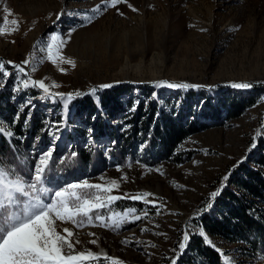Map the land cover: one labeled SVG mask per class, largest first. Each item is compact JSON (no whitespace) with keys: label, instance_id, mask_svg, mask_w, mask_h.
Segmentation results:
<instances>
[{"label":"rangeland","instance_id":"1","mask_svg":"<svg viewBox=\"0 0 264 264\" xmlns=\"http://www.w3.org/2000/svg\"><path fill=\"white\" fill-rule=\"evenodd\" d=\"M128 3L132 7L128 4L118 6L119 12L124 15L109 8L91 25L78 27L72 33L70 41L62 49L65 58L75 60L76 67L72 68L67 64H52L46 59L47 53L43 46L34 48V45L37 41H47L50 33L67 34L77 24L75 19L67 15H61L60 20H56L57 14L63 9L82 14L102 4V0H0V27H12L2 22V17L8 14L5 8L11 12L9 21L17 19L20 23L19 31L0 35V59L22 63L26 58L35 57L38 68L32 73L33 78H46L48 84L53 81L59 84L60 87L51 89L53 92L86 91L93 86L113 83L114 87L100 93L103 95L123 84L133 85L131 93L121 97L124 102H131L127 110L107 117L105 121L112 123V129L124 135L131 127L122 130L123 124H133L128 109L137 99L143 102V107L145 104L148 107L156 103L157 107L163 106L169 112L182 108L181 101L185 99L193 105V116L199 119L201 110L204 109L208 115V103L216 104L221 97L232 94L254 97L252 105L235 118H225L224 111L216 120L208 119L209 115L205 116V122L212 124L181 141L176 149L179 156L175 161L159 160L154 163H150V158L155 156L154 152L148 151L145 145L149 134L143 136L141 131L137 132L133 160L130 158L124 164L118 163L109 152L114 141L112 136L99 133L102 123H96L90 118L84 109L79 108L80 105L77 106V101L71 108L67 130L60 133L54 155L59 158L71 150L91 149L86 146V130L93 128L92 146L102 153L105 163L96 170L87 167L79 176L58 174L54 180L62 183L88 179L90 183L108 184L115 179L120 187L113 190V195H135L147 191L153 193L163 207L161 214L157 215L151 210V204L121 199L109 209L101 210V214L118 212L123 215L134 208V215H142L148 210V217L125 224L116 232L91 224L77 228L71 222L57 221L58 231L62 232L65 227L72 229L74 239L80 240L76 251H91L101 257L99 261H91L90 264H112L104 259L105 256L116 258L118 264H170L169 258H174L172 249L178 250L182 230L192 223L195 211L205 204L209 193L219 186L220 179L233 165L243 160L232 171L224 189L240 191L233 185V180L243 167L264 172V166L257 162L261 154H264V138H260L264 137V101L258 103L264 97V0H128ZM31 67L30 63L26 70L30 71ZM59 67L65 68L66 72L61 73ZM6 69L13 71L11 65H6ZM14 78L12 76L7 79L5 88L0 90V99L6 95L16 111L17 105L26 96L33 99L32 117L36 113L42 115V125L36 128L37 133L32 136L29 152L38 154L49 146L51 139L44 133L42 138L46 142L37 141L33 150L34 138L45 127L43 121H57L61 118V108L59 104L39 99L40 93L37 90H30L13 101L10 97L13 95ZM160 80L187 82L203 87L188 90L154 87L153 82ZM232 82L255 84L250 89L238 90L230 86ZM153 92L158 94L155 100L151 97ZM28 110L25 109V114ZM3 113L9 115L10 111L5 110ZM3 118L7 121L6 117ZM253 143L256 144L254 149ZM137 160L153 169L160 167L163 175L147 171L136 163ZM116 165H123L122 170L117 171ZM124 174L128 176L127 182L121 180ZM102 176L104 179H101ZM256 206L264 211L261 202L256 201ZM215 207L216 200L214 207L205 213L212 212ZM128 219L131 220V215ZM142 228H148L149 231L141 232ZM196 230L194 227L193 231ZM90 233H95V236ZM206 233L221 250L234 255L238 264H264L258 254L252 256L248 250L244 251L241 243ZM125 238L150 241L156 247L148 244L126 245L121 243ZM93 239L97 240V244L90 243ZM196 240L202 242L198 235H193L178 264L189 257H192L189 258L192 260L189 264H202L189 251L192 242Z\"/></svg>","mask_w":264,"mask_h":264},{"label":"snow or ice","instance_id":"2","mask_svg":"<svg viewBox=\"0 0 264 264\" xmlns=\"http://www.w3.org/2000/svg\"><path fill=\"white\" fill-rule=\"evenodd\" d=\"M122 4H128L129 7H132L128 0H102V4L85 10L82 14L63 9L61 13L57 14L56 20H60L61 15H67L75 19L77 24L71 27L67 34L50 33L47 41H37L34 48L43 46V50L47 53L46 59L54 65L67 64L75 68V60L65 58L62 55V49L70 41L72 33L77 31L78 27L91 25L103 11L109 8L116 9L119 12L118 6ZM133 10L136 11L135 8ZM4 11L8 14L2 17V22L4 25L11 24L12 27H0V35H10L19 31V21L17 19L9 21L11 12L7 8ZM119 14L124 15L122 12H119ZM35 59V57L26 58L22 63L0 59V81H3L0 82V90L5 88L7 79L14 76L13 95L10 99L15 101L20 95L30 90H37L40 93L39 99L60 105L62 116L57 121H43L45 127L34 138L32 149L35 150L36 142L42 140L44 133H47L50 137L51 143L35 156L31 153L21 152L19 146L14 143L15 141L22 143L27 138L26 130L31 127L32 108H34L33 99L26 96L25 100L17 105V111L11 122L0 117V139H3L10 150V154L9 152L0 151V264H90L91 261H99L101 257L91 251H76V245L80 244V240L74 239V233L70 228L65 227L62 232L58 231L57 221L71 222L77 228L85 224H91L116 232L125 224L148 217V210L144 211L142 215H134L133 213L136 211L134 208L129 209L123 215L118 212H110L107 215L101 214V210L109 209L116 201L121 199L143 201L145 204H151V210L155 211L157 215L161 214L163 205L158 203V198L153 193L147 191L135 195L128 193L123 196L113 195V190L120 187L115 179L108 184H103L90 183L88 179L79 182L64 181L61 183L50 178L56 167L57 159H59L60 165L72 167L79 156L75 150H71L66 156L59 158L54 155L58 147L56 141L60 139V133L67 130V121L75 102L85 96L92 97L98 112H102L103 106L100 93L114 87V84L104 83L93 86L86 91L53 92L51 89L60 87L59 84L54 81L48 84L45 82L46 78H33L32 73H35L38 68ZM30 63L32 67L30 71H27L26 66ZM6 65H11L13 71L7 70ZM59 71L65 73L66 69L59 67ZM153 84L156 88L170 90H188L203 87L187 82H170L168 80L155 81ZM230 86L238 90H247L254 87V83L232 82ZM208 87L211 88L212 86ZM157 95L156 92H153L151 94L152 99L155 100ZM261 101H264V97H261L258 103ZM140 103V100L137 99L128 109V114L135 113ZM145 107H147V104H145ZM26 108L29 110L25 114ZM156 114L158 117L159 109ZM21 116H24L22 122ZM92 119L95 120L96 117L93 116ZM17 126L21 128L19 133L16 131ZM130 127V124L124 123L122 130H127ZM86 133L88 138L86 146L90 148L93 143L94 129L88 128ZM253 139L255 140L256 137ZM112 143L114 144L115 141ZM68 147L71 148L72 146L68 145ZM141 147L143 148L144 145L142 144ZM255 147L256 144L253 143L252 149ZM205 154H207V150H205ZM242 162L243 160L233 165L232 169L220 179L219 186L209 193L205 204L199 206L195 211L192 223L187 224L182 230L178 250L177 248L172 249L174 258H169L170 264H178L179 258L190 245L193 235H198L205 246H209L217 252L218 256L221 257V264H238V260L234 255H229L226 251L221 250L207 235L201 220L202 215L214 207V201L222 195L232 171ZM136 163L141 164L139 160ZM128 167H131V163L128 164ZM141 167L149 172L155 171L163 175L160 167L153 169L146 164H141ZM122 168L123 165H116L117 171H121ZM101 179H104V177L102 176ZM121 180L127 182V174L122 175ZM148 197H153V199L149 200ZM129 215H131V220L128 219ZM194 227L198 230L193 231ZM147 231H149L148 228L141 229V232ZM90 235L95 236V233H90ZM90 243L95 245L97 240L93 239ZM121 243L137 246L148 244L153 248L156 247L150 241L145 242L127 238ZM104 259L111 261L112 264H118L116 258L105 256ZM260 260L264 261V253L260 254Z\"/></svg>","mask_w":264,"mask_h":264},{"label":"trees","instance_id":"3","mask_svg":"<svg viewBox=\"0 0 264 264\" xmlns=\"http://www.w3.org/2000/svg\"><path fill=\"white\" fill-rule=\"evenodd\" d=\"M132 90L133 85L123 84L115 87L113 92L106 91L103 95L101 94L102 112H98L92 97L86 96L83 100L77 101V106L80 105L79 108L84 109L90 118L95 116V122L102 123V130L99 133L112 136L115 143L110 145L112 146V149L109 150L110 156L118 163L123 164L127 159L131 158L133 160L138 138L137 132L139 131L143 133V136L149 134L145 145L147 150L153 151L155 155L150 158V163L159 160L175 161L176 157L179 156L176 149L181 141L188 135L205 129L212 124L205 122V116L209 115L208 119L216 120L217 116L222 113L221 111H224L225 118L232 119L254 102L252 95L239 96L232 94L221 97L215 102L216 104L208 103L210 108L208 115L203 109L199 116L201 118L198 119L193 116L195 115L193 105L185 99L181 101L183 107L176 112L166 111L163 106L157 107L156 103L149 105L144 111L145 106L143 107V102L140 101L137 111L131 114L130 121L133 124L127 134L124 135L112 129V123H105V121L107 117L119 115L125 112L124 109L127 110L131 102L130 100L124 102L121 97L126 93L130 94ZM2 97L0 99V117H6L7 121L11 122L13 115L16 113L15 107L6 98V95ZM158 109L159 116L157 117ZM5 110H9L10 114H4ZM38 116L37 113L34 114L31 127L26 130L27 135H30L22 143L20 141L14 142L19 146L20 151L26 154L30 153L29 148L33 141L32 136L37 133L36 128H40L42 125L40 124L42 115ZM16 131L21 132V128L17 126ZM122 135H124V138H122ZM121 138L122 141L120 142ZM42 140L46 142L43 138ZM0 151L9 152L10 154L8 145L4 143L3 139H0ZM76 151L79 156L75 165L72 167L60 165L59 159H57L56 167L50 178L55 179L58 174L67 177L79 176L87 167L90 170H96L105 163L102 153L95 146L91 145V149L88 150L80 148ZM32 155L35 156L37 153L34 152ZM257 162L264 166V154H261ZM233 185L238 187L240 191L224 189L222 195L216 199L215 209L210 213H205L201 222L208 233L239 242L244 251L248 250L252 256L257 254L260 256L261 253H264V211L261 207L256 206V201L264 204V172L248 166L243 167L236 174ZM189 251L194 254L196 260L199 258L202 264H221V258L217 252L209 246H204L200 240L193 241ZM189 258L184 259L180 264H189L192 261Z\"/></svg>","mask_w":264,"mask_h":264}]
</instances>
